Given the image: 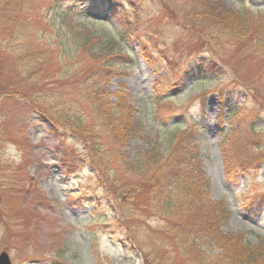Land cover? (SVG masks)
<instances>
[{
  "label": "rangeland",
  "instance_id": "1",
  "mask_svg": "<svg viewBox=\"0 0 264 264\" xmlns=\"http://www.w3.org/2000/svg\"><path fill=\"white\" fill-rule=\"evenodd\" d=\"M192 2L200 3L0 0V252L11 264H194L199 248L206 264H219L222 254L224 264L257 263L249 252L264 246V59L245 40L197 28ZM223 4L264 19V0ZM103 9L134 23L139 39L121 42L113 18L98 15ZM120 53L129 55L125 62L115 60ZM101 60L115 71L109 80L100 76ZM97 70L98 86L121 90L141 124L125 154H151L154 133L146 114L155 91L175 107L169 127H197L195 166L210 200H222L230 211L217 233L176 235L169 220L139 213L128 202L120 188L129 180L125 166L113 164L112 140L86 97ZM82 125L103 149L83 151L92 154L99 180L81 157L78 139L91 136ZM159 154L171 162L169 151ZM137 200L151 203L142 195ZM112 203L121 210H109Z\"/></svg>",
  "mask_w": 264,
  "mask_h": 264
},
{
  "label": "trees",
  "instance_id": "2",
  "mask_svg": "<svg viewBox=\"0 0 264 264\" xmlns=\"http://www.w3.org/2000/svg\"><path fill=\"white\" fill-rule=\"evenodd\" d=\"M196 1L200 3H192L194 6L193 19L197 28H205L204 26H206L207 29L217 30L221 33L225 32V34L237 39V41L245 40V43L259 51L263 56L262 59H264V19L253 18L252 13L245 9L233 10L231 9L232 7H225L223 0ZM189 5L192 4L190 3ZM98 15L111 16L110 12L108 15L104 9L98 12ZM111 17L113 18L111 27L114 28L116 37L121 42L128 44L129 41L132 42L139 39L138 33L134 31V23L126 20L127 23L125 21L122 23L118 18ZM122 24L125 25L123 26ZM139 45L141 47L140 54H142L143 58L149 60L150 55L146 51V44L143 45L139 42ZM92 54L94 55L93 58L97 55L95 52H92ZM106 55L112 56L111 48L107 47ZM128 56L120 53L114 57L117 62L121 63L120 61L123 59V62H125L124 59H127ZM100 62L108 64L103 60ZM106 65L102 63L100 76L104 75L109 80L110 75L115 71L112 66ZM198 77H200L199 74L196 78ZM95 79L98 80V70L91 74L90 81L92 82L85 87L86 97L87 99L92 97L93 108L103 120L106 132L112 140L109 149L110 158L113 160L111 161L113 164L118 163L125 166L124 170L129 180L126 184H120V188L129 199L128 202L134 203L138 207L139 213L150 210V213L161 219V221L169 220L170 231L176 235L180 236L181 233H217V228L229 218L230 211L222 200H210L206 188L207 180L200 169L195 166V161L197 160V143L195 139L197 127L193 125L194 123L184 126L183 122H181L182 127H169V123L173 121L175 115V107L168 98L164 97L163 101L157 95L158 91H155L154 99L150 98V111L146 114L149 118L150 127L153 129L151 132L154 133L153 144L149 148L151 154L146 157V154L143 155V151H136L132 155H127L121 150L124 149L127 141L137 138L140 130L137 126L141 125L131 116L134 112V107L131 106L130 102L123 99L121 90L108 92L105 85L103 87L98 86ZM110 96L119 98V102L111 103L108 99ZM161 109H163V114H160ZM236 113V110L233 113L232 111L230 112L229 121L233 119ZM51 120L53 123L55 122L54 119L51 118ZM53 123L52 128L58 130ZM81 128V131L86 130L91 135L89 139L87 137L78 139L82 146L83 154L81 157L88 160L86 164L88 170H90L89 174L99 180L97 167L92 163V154L86 155L83 151L87 152V150H90V145L95 146L96 150H93L95 153L103 154V149L100 147L98 136L92 132V129L84 125ZM164 128L167 130L163 131ZM169 128L171 130L168 131ZM230 130L233 132L231 128ZM250 131L254 132L253 129H250ZM73 136L77 135L74 134ZM149 138L148 140L150 141ZM161 148L170 152L171 162L169 164H165L162 161V155L159 154ZM97 164L103 165L102 160L101 164L99 162ZM106 164L108 163L106 162ZM100 192L103 191L100 190ZM174 192L178 193L175 194ZM137 195L144 196L151 203L149 205L136 204L138 201ZM200 195L204 196V199L196 203L194 199L197 200L196 198H200ZM116 206L114 203L110 204L109 210L114 213L120 211L121 208ZM182 240L184 239L182 238L180 241ZM253 248L254 251H250L249 255L257 262L256 264H263L264 246L260 245ZM225 249L231 250L229 245H226ZM223 257V254L217 257L216 260H218L219 264H224ZM204 263L203 252L199 248L198 252H196L194 264Z\"/></svg>",
  "mask_w": 264,
  "mask_h": 264
},
{
  "label": "water",
  "instance_id": "3",
  "mask_svg": "<svg viewBox=\"0 0 264 264\" xmlns=\"http://www.w3.org/2000/svg\"><path fill=\"white\" fill-rule=\"evenodd\" d=\"M0 264H11L9 257L5 251L0 252Z\"/></svg>",
  "mask_w": 264,
  "mask_h": 264
}]
</instances>
